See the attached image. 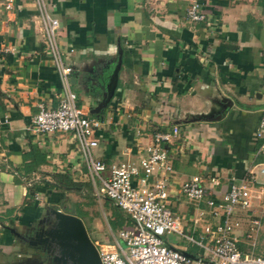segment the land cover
<instances>
[{
  "label": "crops",
  "instance_id": "1",
  "mask_svg": "<svg viewBox=\"0 0 264 264\" xmlns=\"http://www.w3.org/2000/svg\"><path fill=\"white\" fill-rule=\"evenodd\" d=\"M6 1L0 0V114L8 118L0 125L1 251L16 238L8 228L23 235L49 203L66 200L64 192L73 190L65 188L72 186H64V175L85 188V166L72 134L26 129L39 105L56 106L61 81L34 1L11 0L8 9ZM44 1L59 22L55 42L71 69L69 88L88 114L101 120L96 158L107 165L136 163L153 131L177 126L178 137L164 147L171 166L167 206L179 217L180 236L196 246L185 236L203 235L205 241L203 226L217 221L204 200L183 197V181L198 175L219 199L231 183L252 176L248 184L258 206L235 217L242 219L241 229L247 218H257L254 245L258 226L264 225V145L255 137L264 114V0ZM192 1L199 4L202 21L185 18ZM118 56L113 95L91 113ZM97 235L100 243L93 241L101 245L121 244L115 236ZM176 236L163 241L186 255L202 256L198 246V254L177 246Z\"/></svg>",
  "mask_w": 264,
  "mask_h": 264
},
{
  "label": "built area",
  "instance_id": "2",
  "mask_svg": "<svg viewBox=\"0 0 264 264\" xmlns=\"http://www.w3.org/2000/svg\"><path fill=\"white\" fill-rule=\"evenodd\" d=\"M41 21L43 36L48 52L54 60L61 81V93L53 108L39 105L37 113L26 127L32 133L52 134L55 132L71 133L76 147L84 163L86 174L97 197L111 201L129 219L131 226L116 231L117 243L114 248L98 245V257L101 264H264V257L240 249L241 237L253 245L254 228L258 225L256 217L246 219L241 229L242 219L235 217L240 211L250 212L257 204L248 180L240 179L229 185L219 199L211 196L210 187L205 185L198 175H191L180 184L179 191L186 198L199 202L204 200L212 216L217 221L214 225H204L202 236L194 239L185 236L189 242L198 246L208 254L192 257L184 252L168 246L163 235H182L179 217L167 206L168 175L171 166L167 161L165 144L178 137L177 126L166 130H155L144 147V154L137 162L121 161L105 164L93 157L91 150L97 145L95 132L101 127V120L88 114L87 109L78 103V96L69 86L70 67L62 63L60 52L55 42L58 19L49 15L44 0H33ZM11 7V0L4 4ZM188 21L203 20V14L196 1L185 8ZM8 118L0 114V125L6 124ZM255 137L264 145V114L260 117L255 129ZM264 172V168L260 169ZM154 177L151 179V177ZM213 183L214 180L211 179ZM201 213L192 218L198 222Z\"/></svg>",
  "mask_w": 264,
  "mask_h": 264
},
{
  "label": "rangeland",
  "instance_id": "3",
  "mask_svg": "<svg viewBox=\"0 0 264 264\" xmlns=\"http://www.w3.org/2000/svg\"><path fill=\"white\" fill-rule=\"evenodd\" d=\"M94 149L92 148L91 153L93 157H97L95 154ZM83 169V170H82ZM81 174L83 175L85 188H82V190H73V191H65L64 193H67L66 200L62 199L56 205L55 203H49L46 208L49 210L50 207L58 206L63 208V212L69 213V214H75L77 213V210L82 211L81 217H79L84 225L85 231L89 237V239L93 242L94 239H96L100 243V236L97 234H100L103 237L107 236H115L116 237V230L111 229L109 227V220L111 218L112 212H113V206L114 204L111 201H106L103 199V197H97L95 190L91 184V181L86 174L85 167H82ZM59 175V174H58ZM251 187V186H250ZM251 190L253 192V189L251 187ZM42 192V191H41ZM61 192V189H60ZM43 193V192H42ZM44 194V193H43ZM183 197L188 200L189 202H194L193 200H190L186 198L184 195ZM112 203V204H111ZM264 214V213H263ZM76 216V215H75ZM262 229V230H261ZM264 225L260 227L258 226L254 245H251L248 241H243L240 245V249L246 251V252H253L256 255L264 257ZM97 232V234L95 233ZM166 234L163 235V238H165ZM176 238L178 239L177 246L179 247H188V250L197 253L198 254V247L192 246L189 243L185 242L182 236L177 235ZM13 243H15L13 245ZM11 247H4L3 251L0 250V264H16L18 262H22L21 260L23 258L27 257L30 258L32 254L29 255L27 251V247L21 243L20 241L16 242V238L12 240ZM96 250L99 249L98 245H95ZM9 249V250H8ZM43 251L41 252V256ZM16 254L20 255V257L15 256ZM207 252L202 250V255L204 258L207 256ZM33 256V255H32ZM40 256V263L41 264H49V259H41ZM37 258V257H36Z\"/></svg>",
  "mask_w": 264,
  "mask_h": 264
},
{
  "label": "water",
  "instance_id": "4",
  "mask_svg": "<svg viewBox=\"0 0 264 264\" xmlns=\"http://www.w3.org/2000/svg\"><path fill=\"white\" fill-rule=\"evenodd\" d=\"M117 53L120 55V49ZM120 56L117 57L106 89L101 93V98L90 112H98L105 107L113 95L116 87L117 70ZM71 190H80L79 186L65 187ZM52 219L49 226L43 229L38 236H29V244L42 245L50 249L49 264H101L94 243L89 239L81 219L73 214L65 213L60 209L49 208ZM15 236L23 237L15 229L8 228ZM38 237V238H37ZM35 238L38 239L36 242Z\"/></svg>",
  "mask_w": 264,
  "mask_h": 264
},
{
  "label": "flooded vegetation",
  "instance_id": "5",
  "mask_svg": "<svg viewBox=\"0 0 264 264\" xmlns=\"http://www.w3.org/2000/svg\"><path fill=\"white\" fill-rule=\"evenodd\" d=\"M53 208L58 209L56 206H53ZM52 219V215L49 213L48 209H46L43 213V215L37 219V221L34 222V224L31 225L30 228L27 229V232L25 234H23V237H19V236H15L16 237V241H20L21 243H23L26 247H27V251L30 254H32L31 256H29L30 258L26 257L23 258L21 261L22 262H18L16 264H41L39 259H40V254L43 251V255L41 256L43 258H47L49 259L51 250L50 249H44L45 247L42 245H32L29 244V236H34L35 234L38 236V234H40V232L45 229L47 226H49V221ZM38 238V237H37ZM35 238L36 242H38V239ZM37 257V258H36Z\"/></svg>",
  "mask_w": 264,
  "mask_h": 264
},
{
  "label": "trees",
  "instance_id": "6",
  "mask_svg": "<svg viewBox=\"0 0 264 264\" xmlns=\"http://www.w3.org/2000/svg\"><path fill=\"white\" fill-rule=\"evenodd\" d=\"M64 186H81V183H75V182H71L69 179H67L64 175V181H63ZM108 200V199H107ZM113 218L111 220H109V226L112 229H120V228H128V225L130 226V221L128 219V217L121 211L119 210L117 207H114L113 209ZM82 211L77 210V213H75L74 215H76L77 217H81L80 215H82Z\"/></svg>",
  "mask_w": 264,
  "mask_h": 264
}]
</instances>
